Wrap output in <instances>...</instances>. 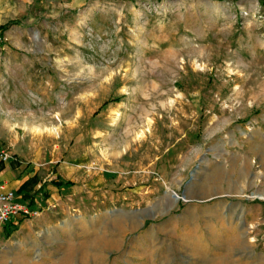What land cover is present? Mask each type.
Returning a JSON list of instances; mask_svg holds the SVG:
<instances>
[{
  "label": "rangeland",
  "instance_id": "1",
  "mask_svg": "<svg viewBox=\"0 0 264 264\" xmlns=\"http://www.w3.org/2000/svg\"><path fill=\"white\" fill-rule=\"evenodd\" d=\"M0 26L2 165L50 193L0 264H264V0H0Z\"/></svg>",
  "mask_w": 264,
  "mask_h": 264
},
{
  "label": "built area",
  "instance_id": "2",
  "mask_svg": "<svg viewBox=\"0 0 264 264\" xmlns=\"http://www.w3.org/2000/svg\"><path fill=\"white\" fill-rule=\"evenodd\" d=\"M11 159L9 153L5 150L0 152V161L7 163ZM39 214V209L32 210L28 203L21 201L15 191L0 185V225H5L11 219L19 217H33Z\"/></svg>",
  "mask_w": 264,
  "mask_h": 264
},
{
  "label": "trees",
  "instance_id": "3",
  "mask_svg": "<svg viewBox=\"0 0 264 264\" xmlns=\"http://www.w3.org/2000/svg\"><path fill=\"white\" fill-rule=\"evenodd\" d=\"M6 29V26H0V30ZM3 163L0 162V172H2L5 169V166L2 165ZM39 181L36 176L29 178L27 181H25L17 191H15L18 198H21L23 202H27L28 206L34 210L36 209L35 204V194L37 192H41L43 194L44 198H48L50 196L49 191L47 190V185L42 184L39 189L35 191V187L39 184ZM54 186L59 187H70L72 185V182L70 181H64V180H54L51 182ZM28 218V217H26ZM25 218L19 220L18 222H15L14 219H11L8 223H6L3 226V234L5 237H9L13 232H15L18 229V225L24 220Z\"/></svg>",
  "mask_w": 264,
  "mask_h": 264
},
{
  "label": "crops",
  "instance_id": "4",
  "mask_svg": "<svg viewBox=\"0 0 264 264\" xmlns=\"http://www.w3.org/2000/svg\"><path fill=\"white\" fill-rule=\"evenodd\" d=\"M31 176L32 175H28V176L22 175L20 172L15 173V171L11 167L9 168L8 166H5V169L2 172H0V185H4L8 189L17 191L19 187ZM38 187H40V185H38ZM255 193L258 194L256 196H259V197H261L259 194H263L262 192H259V191ZM36 209H39V208L36 206ZM21 219H23V217L14 218L15 222H18ZM24 221L25 219L20 224H22Z\"/></svg>",
  "mask_w": 264,
  "mask_h": 264
},
{
  "label": "water",
  "instance_id": "5",
  "mask_svg": "<svg viewBox=\"0 0 264 264\" xmlns=\"http://www.w3.org/2000/svg\"><path fill=\"white\" fill-rule=\"evenodd\" d=\"M173 196H174L175 198H177V199L179 198L176 194H174Z\"/></svg>",
  "mask_w": 264,
  "mask_h": 264
},
{
  "label": "bare ground",
  "instance_id": "6",
  "mask_svg": "<svg viewBox=\"0 0 264 264\" xmlns=\"http://www.w3.org/2000/svg\"><path fill=\"white\" fill-rule=\"evenodd\" d=\"M255 195H257V194H255ZM134 226H135V225H134ZM134 226H133V227H134ZM123 230H124V229H123ZM109 245H110V244H109Z\"/></svg>",
  "mask_w": 264,
  "mask_h": 264
}]
</instances>
